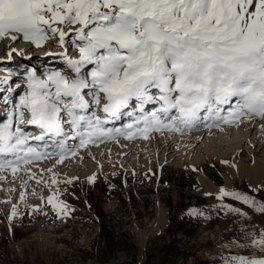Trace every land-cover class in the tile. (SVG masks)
<instances>
[{
	"label": "snow or ice",
	"instance_id": "6c2138e0",
	"mask_svg": "<svg viewBox=\"0 0 264 264\" xmlns=\"http://www.w3.org/2000/svg\"><path fill=\"white\" fill-rule=\"evenodd\" d=\"M5 37L36 48L56 37L67 67L41 72L24 65L16 74L26 80L14 87L11 71L0 77L8 85L0 88L8 94L2 102L12 104L0 122V173L35 179L26 167L33 160L55 156L59 164L89 145L264 120V0H0ZM16 89L23 94L13 103ZM29 125L38 131H26ZM51 184H58L55 173ZM224 196L255 206L253 198L222 188ZM47 203L58 214L70 211L58 192ZM251 243L264 249V231ZM227 264H264V257L237 255Z\"/></svg>",
	"mask_w": 264,
	"mask_h": 264
},
{
	"label": "rangeland",
	"instance_id": "374dc122",
	"mask_svg": "<svg viewBox=\"0 0 264 264\" xmlns=\"http://www.w3.org/2000/svg\"><path fill=\"white\" fill-rule=\"evenodd\" d=\"M8 41L11 39L7 37L0 39V77L7 73L5 67L21 65L16 56L22 58V63L37 67L34 62L43 60L44 52L60 50L56 37L42 48L21 38L1 50ZM23 47L26 56L37 58L23 60L24 54H18ZM11 49L18 50L13 54L14 60L7 58ZM47 67L37 68L43 72ZM22 94L23 89H19L11 96L12 102H18ZM6 107L1 106L0 115ZM243 124L244 121L231 127ZM227 128L211 130L212 134L206 133L204 140L217 138L215 133L223 135ZM197 132L176 135L187 141L190 133ZM162 135L142 142L119 140L110 145H89L55 166L58 157L38 160L26 166L35 173V180L23 171L15 177L10 170L0 173L6 177L0 180V264H227L237 255L264 257V249L251 243L264 228V212L257 210L264 205V186L251 183L248 174L241 179L225 178L229 173L225 170V158L211 161L203 151L181 148L178 143L173 149L160 148L155 152L158 142L168 134ZM147 142L152 143L153 149L141 153L138 148L145 147ZM128 144L137 145L130 155L120 157L122 145ZM107 148L116 154L109 155ZM251 148L255 158L264 154V149L257 152L259 144L249 146L241 152L242 160L250 157ZM85 152L93 155L85 156ZM53 173L58 180L56 185L51 184ZM94 174L97 181L87 182ZM207 174L213 179L201 178ZM68 180L72 183H66ZM204 181L210 185L208 188L217 187L219 191L247 188L246 192L253 195L242 191L240 194L253 198L255 206L232 196L220 198L214 190L206 189ZM53 192H58L59 200L69 206L67 215L58 214L47 203ZM13 205L17 210L14 217ZM192 209L199 214H190Z\"/></svg>",
	"mask_w": 264,
	"mask_h": 264
},
{
	"label": "bare ground",
	"instance_id": "6f19581e",
	"mask_svg": "<svg viewBox=\"0 0 264 264\" xmlns=\"http://www.w3.org/2000/svg\"><path fill=\"white\" fill-rule=\"evenodd\" d=\"M12 43L11 41H8L4 44V46H2L1 50H4L5 48H7L8 46H10ZM22 48V47H20ZM24 49H20V50H25L26 47H23ZM57 49V48H56ZM59 49V48H58ZM20 50L18 52H20ZM19 54V53H18ZM42 54V53H39ZM1 56V55H0ZM25 57L26 54H24ZM25 57L23 58V60L25 59ZM32 59L31 60H35L37 58V56L33 57L31 56ZM2 58V57H1ZM8 58V56H7ZM11 64V63H10ZM60 69H64V68H60ZM9 73V71H7ZM9 76V74L7 75ZM19 82H22V79L19 80ZM17 82V83H19ZM3 109H5V107H3ZM2 112V111H0ZM244 124L242 127H237V128H227L224 131L226 133H222L223 135H219L217 133H215L217 135V138L209 140V139H205L204 140V135L206 133L208 134H212V131H204L202 133L197 132L195 134H191L190 138H186L187 141H183L180 140V137H177V135H172V134H168L165 135L163 134L162 136L163 139L160 140L157 144L158 148H155V152H157L160 148L161 150L163 148H171L173 149L175 147V145L178 143L181 145V148H191L192 150H194V152L197 150L203 151L207 156H208V160H217L220 158H225V170H227L229 173L226 175L225 178H236V179H241L243 178V174H248L250 182L256 185H262L264 186V154L261 153V158H255L253 156H251L252 153H254L255 151H252L251 148L250 149V157L246 158L245 160H242L243 158L241 157V152L244 150V148L246 147H251V146H258L259 144V148L257 149V152H262V150L264 149V120H259V119H248V118H244ZM232 127H235V124L232 125ZM239 128V129H238ZM238 129V130H237ZM233 134V136L228 135V134ZM229 136V138L227 139V137ZM203 140V141H202ZM216 140H219L216 141ZM115 144V143H112ZM117 144V143H116ZM138 144V142H137ZM136 144V145H137ZM146 144V143H145ZM246 144V145H244ZM110 145V144H109ZM136 145H132V144H128V145H122V150L118 152V155H120V157H126L127 155H130V152H132L133 149H135ZM139 146V145H138ZM137 146V147H138ZM209 146V150L208 149ZM107 147V146H106ZM154 146H152L151 142H147V144L145 145V147H139L138 150L141 153H145L148 151V148H152L153 149ZM156 147V145H155ZM178 147V146H177ZM176 147V148H177ZM180 147V146H179ZM105 148V147H104ZM120 148V147H119ZM108 149V153L109 155H114L116 154L115 151H113V149L111 148H107ZM110 149V150H109ZM180 149V148H179ZM178 149V151H179ZM196 149V150H195ZM248 149V148H247ZM117 150V149H116ZM164 150V149H163ZM169 150V149H168ZM185 150V149H183ZM181 150V151H183ZM100 151V150H98ZM151 151V150H150ZM177 151V150H176ZM175 151V154H176ZM135 153V152H134ZM183 153V152H182ZM138 154V153H137ZM178 154V152H177ZM181 154V153H180ZM179 154V155H180ZM194 154V153H193ZM255 154V153H254ZM260 154V153H259ZM86 155H93L92 153L89 154V152H85V156ZM100 155V154H99ZM103 155V154H102ZM134 155V154H133ZM143 155V154H142ZM172 155V154H171ZM83 156V155H82ZM95 156V155H94ZM105 156V155H104ZM164 156V155H163ZM174 156V155H173ZM106 157V156H105ZM119 157V158H120ZM133 157V156H132ZM141 157V156H140ZM205 157V156H204ZM110 158V157H109ZM182 158V157H181ZM189 158V157H188ZM207 158V157H206ZM94 159V158H93ZM104 159V158H103ZM107 159V157H106ZM105 159V160H106ZM115 159V158H114ZM130 159V158H129ZM176 159V158H175ZM180 159V158H179ZM100 161V160H99ZM112 161V160H111ZM134 161V160H133ZM132 161V162H133ZM92 162V161H91ZM172 162V161H171ZM182 162V161H181ZM118 163V162H117ZM137 163V162H136ZM199 162H196V164ZM56 162L53 163V166H55ZM90 164V163H89ZM97 164V162L95 163ZM94 164V165H95ZM133 164V163H132ZM151 164V163H150ZM76 165V164H75ZM72 166V165H71ZM89 166V165H88ZM102 166V165H101ZM117 166V165H116ZM157 166V165H156ZM80 167V166H79ZM83 167V166H82ZM100 167V166H99ZM199 167V166H198ZM53 168V167H52ZM86 169V168H85ZM74 170V169H73ZM99 170V169H98ZM104 170V169H103ZM98 172V171H96ZM106 172V171H104ZM99 174L100 171H99ZM98 174V175H99ZM201 174V173H200ZM83 175V173H82ZM205 175V174H204ZM22 176V175H21ZM100 177V176H99ZM19 178V177H18ZM24 178V177H23ZM98 178V177H97ZM201 178H210L213 179V177L207 174V176H203ZM99 179V178H98ZM17 180V179H16ZM27 180V178L25 179ZM35 180V179H34ZM20 181V180H19ZM82 181V180H81ZM97 181V180H96ZM21 182V181H20ZM23 182V181H22ZM26 182V181H25ZM89 182V181H87ZM30 183V182H29ZM35 183V182H34ZM95 183V182H94ZM205 183V187L206 189L208 187H210L209 184L206 183V181H204ZM229 183V181L227 182ZM28 184V183H27ZM33 184V183H32ZM88 184V183H87ZM25 185V184H24ZM23 185V186H24ZM31 185V184H30ZM4 186V185H3ZM34 186V185H33ZM94 186V185H93ZM12 187V186H11ZM19 187V186H18ZM26 187V186H25ZM24 188V187H23ZM98 188V187H97ZM21 189V188H20ZM25 189V188H24ZM209 190L212 189L214 190L213 192L216 194H220V191L217 189V187L214 188H208ZM207 189V190H208ZM5 190V189H4ZM22 190V189H21ZM206 190V191H207ZM247 188H245V190H240L246 194H252V193H247L246 192ZM250 190V189H248ZM240 191H238L237 193H240ZM232 192V191H230ZM26 193V192H25ZM21 194V193H20ZM35 194V193H34ZM253 195V194H252ZM1 200V199H0ZM3 200V199H2ZM39 202V201H38ZM37 203V202H36ZM261 257V256H260Z\"/></svg>",
	"mask_w": 264,
	"mask_h": 264
},
{
	"label": "water",
	"instance_id": "95a60500",
	"mask_svg": "<svg viewBox=\"0 0 264 264\" xmlns=\"http://www.w3.org/2000/svg\"><path fill=\"white\" fill-rule=\"evenodd\" d=\"M263 231H264V228H263Z\"/></svg>",
	"mask_w": 264,
	"mask_h": 264
}]
</instances>
